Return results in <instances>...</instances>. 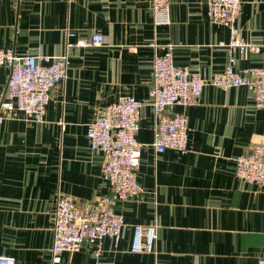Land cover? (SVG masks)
Instances as JSON below:
<instances>
[{
  "label": "crops",
  "instance_id": "obj_1",
  "mask_svg": "<svg viewBox=\"0 0 264 264\" xmlns=\"http://www.w3.org/2000/svg\"><path fill=\"white\" fill-rule=\"evenodd\" d=\"M240 36L260 48L239 53L234 67L264 66V0H241ZM66 29L96 46H75L64 82L51 89L42 121L22 111L0 122V255L15 264L50 260L58 191L93 208L111 188L104 154L86 129L102 107L129 93L146 100L152 83L151 41L173 44V61L208 78L223 69L229 27L212 21L206 0H169V21L154 23L151 0H0V46L46 64L64 49ZM161 52L162 49H159ZM48 57V58H46ZM9 68L0 65V100ZM174 111L188 118V149L156 152L151 105L141 107L136 178L142 192L117 202L126 225L101 249L83 242L60 264H257L264 256V183L235 174V158L264 140V107L244 86L206 83L197 102ZM156 223V253L132 252L133 226Z\"/></svg>",
  "mask_w": 264,
  "mask_h": 264
},
{
  "label": "built area",
  "instance_id": "obj_2",
  "mask_svg": "<svg viewBox=\"0 0 264 264\" xmlns=\"http://www.w3.org/2000/svg\"><path fill=\"white\" fill-rule=\"evenodd\" d=\"M209 18L229 27L228 41L218 45L228 50L222 70L208 78L192 71L188 66L173 61V44L151 41L154 48L151 62L152 83L146 100L125 93L102 107L89 121L86 137L93 149L104 154L101 173L111 188L102 195L93 208L79 206L70 194L58 191L53 213V240L50 260L44 264H60L64 251H79L83 242L101 249L105 236L119 241L126 225L117 212V202L136 197L142 192L136 173L140 164L142 143L137 140L141 107L151 105L154 114V139L156 152L172 148L180 152L188 149V118L182 111L172 110L175 104L182 107L197 102L203 86L211 83L219 87L244 86L252 95L255 107H264V66H251L238 71L236 58L231 50L239 53L257 52L260 45L240 36L236 23L241 0H206ZM154 23L169 21V0H151ZM75 31L66 29L64 49L46 64L40 63L34 54H17L13 49L0 46V65L9 68L6 89L0 100V122L22 111L28 118L42 121L51 89L64 82L70 65V50L75 46H96L102 43V34L95 31L87 39L72 37ZM159 49H162L160 52ZM48 58V57H46ZM235 174L249 183H264V140L254 144L247 152L235 158ZM156 223L133 226L132 252L156 253ZM0 264H15L12 256L0 255ZM264 264V256L257 259Z\"/></svg>",
  "mask_w": 264,
  "mask_h": 264
}]
</instances>
